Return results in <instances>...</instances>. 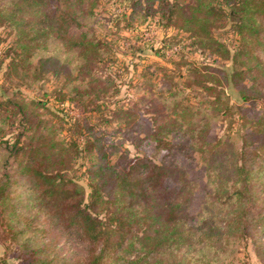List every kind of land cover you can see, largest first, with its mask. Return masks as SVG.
Masks as SVG:
<instances>
[{"label":"trees","instance_id":"16d2710c","mask_svg":"<svg viewBox=\"0 0 264 264\" xmlns=\"http://www.w3.org/2000/svg\"><path fill=\"white\" fill-rule=\"evenodd\" d=\"M102 1L120 10L106 18L126 21L131 33L136 31L131 21L137 18L141 24L153 22L174 31L161 48L164 55L184 50L181 34L192 48L230 65L200 87L210 98L205 102L207 113L181 104L168 113L167 121L157 123L151 117L143 139L153 144L156 154H163L158 162L134 156L121 166L112 164L111 153L93 138L87 118L83 123L75 120L72 148L78 154L97 155L94 168L86 170L88 192L67 174L70 148L56 141L53 132L49 139L42 136L48 123L42 126L40 110L47 108V101H9L10 108L0 118V146L14 170L0 176V244L5 252L17 249L20 264H156L158 255L166 254L177 258L176 264H213L228 237L238 232L253 242L264 262V111L248 116L261 94L256 85L248 87L249 78L254 72L264 75V0H0V27L13 35L0 52V62H8L6 72L32 61L37 51L46 52L45 43L52 39L67 52H78L80 67L88 64L87 49L96 45L88 31H74L100 17ZM227 26L235 36L231 46L215 35ZM57 61L39 58L37 70L70 80L72 72ZM210 73L205 69L204 74ZM105 82L112 83L110 77ZM230 88L239 97L236 105ZM91 92L88 103L90 88H73L68 96L58 90L53 98L59 105L75 104L83 114L103 90L98 95ZM117 113L123 114L120 119L131 118L124 109ZM211 118H222L232 132L235 122L242 127L238 143L230 136L211 138ZM10 132L13 137L5 140ZM172 134L184 141L173 144L167 140ZM191 135L199 140L188 141ZM173 151L199 154L204 187L212 188V198L201 193L193 197L194 182L171 159ZM219 159H226L225 165ZM257 203L262 211L256 213L254 224L242 225L240 217L249 211L238 212V207ZM186 253L195 258L186 261Z\"/></svg>","mask_w":264,"mask_h":264},{"label":"rangeland","instance_id":"374dc122","mask_svg":"<svg viewBox=\"0 0 264 264\" xmlns=\"http://www.w3.org/2000/svg\"><path fill=\"white\" fill-rule=\"evenodd\" d=\"M119 12L120 10L116 11L110 2L104 1L100 12H98L101 14L100 17L86 21L85 27L74 31L75 35H78L80 31H88L90 41L96 45V47L87 49L88 64L84 66L80 67L82 60L79 59L78 52H67L54 39L45 43L46 52L37 51L32 61L20 65L17 69L12 68L6 72L8 62H0L1 120L6 115L8 102L11 100L19 103L46 100L47 108L40 110V115L43 121L42 126L48 123V127L43 130L42 136L49 139L55 134L56 141L65 148H70V157L65 166L67 174L85 189L87 185L86 170L94 168L97 155L95 152L86 153L83 151L78 154L77 150L72 148L75 136L71 126L75 120L78 119L83 123V119L87 118L88 129H92L93 138L99 139L107 153H111L110 162L112 164L121 166L134 156H146L158 162L163 154H156L153 144L143 139V131L151 126V117L157 119V123L167 121L168 113L173 111L175 106L179 108L181 104L188 105L194 110L199 109L200 113H207L205 102L210 98L200 87L206 79L217 77L218 69L222 70L223 67L230 65L229 62L220 59L214 61V57H210L209 53H202L196 48H192L187 37L181 34L178 39L181 40L184 50L175 49L164 55L161 48L167 43L168 38L166 39V37L175 35L174 31H165L161 27L155 26L153 22L141 24L142 20L137 18L131 21L133 23L131 26L136 29L131 33L126 30L128 27L126 21L112 22L106 18L107 16L113 17ZM215 35L229 46L234 44L235 36L228 26L216 31ZM12 40L13 35L10 30L0 27V52ZM97 43L102 47H97ZM141 48L143 49L141 50ZM156 51H159L160 55H157ZM48 57L66 64L68 71L72 72L71 79L64 80V74L59 79L53 78L47 71L39 72L36 67L38 59ZM182 61H185L186 64H183ZM50 68L49 66L48 69L50 70ZM205 69L210 70L211 73L204 74ZM107 77H110L112 83L105 82ZM94 79H98V83L91 81ZM249 79L248 87L256 85L255 87L261 91L258 100L254 102L251 114L248 115L253 117L255 113L264 111V75L254 72V77ZM73 88L80 91L90 88V98H86L87 103L93 99L91 91L95 95H98L102 90L103 92L98 95V99L94 98L87 112L81 114L75 104L59 105L53 98L58 90L68 96ZM104 92L106 94L101 95ZM228 93L231 95L232 105H236V102L239 101L236 90L230 88ZM249 93L254 94L252 91ZM119 109L127 111L131 114V118L120 119L123 114L117 113ZM9 115L11 117L12 114ZM54 115L58 118H55ZM210 123L211 138L227 140L230 136L233 143H238L239 128H243L236 122L232 126L235 129L233 132L230 130L228 122L222 118H211ZM238 123L241 122L238 121ZM185 130L188 129L185 128ZM6 131L9 132L11 129L7 128ZM51 132L54 134L50 135ZM15 133L13 132V134ZM4 137L5 140H9L13 136L10 132ZM79 137L78 139L81 141V136ZM192 138L196 141L197 135H191L186 139L192 141ZM167 140L172 141L173 144L184 141L179 134H172ZM170 157L175 159L180 168L185 169L188 179L194 182L191 190L193 197L201 193L204 197L206 195V197L212 198V188L204 187L206 176L203 171V162L196 151L188 154H178L173 151ZM226 159H219V162H223L225 165ZM13 170L14 163L8 159L4 147L0 146V176L4 172ZM222 177L226 182L224 177L227 176L223 175ZM230 181L233 179L230 178ZM86 191L88 192L87 189ZM234 207L235 205L232 206V208ZM238 208V212H244L245 209L249 211L247 217L246 213H242V216L245 217H240L242 225L246 223L253 225L256 213L262 211V206L259 203ZM250 210L252 211L250 212ZM228 241L227 246L213 264H264L255 253L253 242L247 237L241 236V233L236 232L228 237ZM66 251L68 250H64V252ZM18 253L14 247L5 252L4 246L0 244V264H20L17 259ZM209 255L215 256L213 252ZM185 258L188 262L192 261L195 258L194 253L192 255L186 253ZM176 263L177 258L169 254L158 255V260H156V264Z\"/></svg>","mask_w":264,"mask_h":264}]
</instances>
